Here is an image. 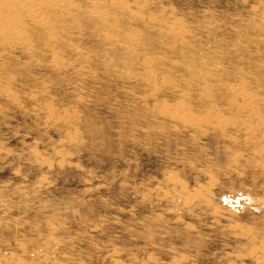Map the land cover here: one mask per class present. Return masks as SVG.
Instances as JSON below:
<instances>
[{
	"label": "rangeland",
	"instance_id": "1",
	"mask_svg": "<svg viewBox=\"0 0 264 264\" xmlns=\"http://www.w3.org/2000/svg\"><path fill=\"white\" fill-rule=\"evenodd\" d=\"M20 1L0 264H258L264 0H31L37 25Z\"/></svg>",
	"mask_w": 264,
	"mask_h": 264
},
{
	"label": "bare ground",
	"instance_id": "2",
	"mask_svg": "<svg viewBox=\"0 0 264 264\" xmlns=\"http://www.w3.org/2000/svg\"><path fill=\"white\" fill-rule=\"evenodd\" d=\"M50 1L53 2L56 5H59V6L63 7V8H66V9L68 8L66 6V1L67 0H50ZM8 3H9V0H0V26H1V20L4 17V10L6 9V7H7L6 5H8ZM19 6H21L23 9L26 10L28 16L33 20V22L36 25H37V22L41 21L42 16L39 14V12L33 6V3H32L31 0H21L19 2ZM93 11H94V9H93ZM17 31H18V29H17L16 26H10L8 28H5V32L8 33V34H13L14 35V34H16ZM257 262H258V264H264V254H261V255L258 256V261ZM15 264H23V263H22V261H17Z\"/></svg>",
	"mask_w": 264,
	"mask_h": 264
}]
</instances>
